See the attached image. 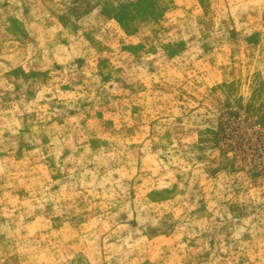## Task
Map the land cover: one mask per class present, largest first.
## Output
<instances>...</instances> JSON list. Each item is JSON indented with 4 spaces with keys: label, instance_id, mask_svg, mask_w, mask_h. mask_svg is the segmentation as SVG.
<instances>
[{
    "label": "clouds",
    "instance_id": "9594fccd",
    "mask_svg": "<svg viewBox=\"0 0 264 264\" xmlns=\"http://www.w3.org/2000/svg\"><path fill=\"white\" fill-rule=\"evenodd\" d=\"M262 84L264 0H0V264H264Z\"/></svg>",
    "mask_w": 264,
    "mask_h": 264
},
{
    "label": "rangeland",
    "instance_id": "374dc122",
    "mask_svg": "<svg viewBox=\"0 0 264 264\" xmlns=\"http://www.w3.org/2000/svg\"><path fill=\"white\" fill-rule=\"evenodd\" d=\"M258 91L264 92V84L260 86ZM240 128V113L228 112L226 117L221 119L219 131L215 133L217 144L232 141L234 142L235 150L239 151H243L246 144L249 148L253 147L251 141L245 140L244 136L240 135Z\"/></svg>",
    "mask_w": 264,
    "mask_h": 264
}]
</instances>
